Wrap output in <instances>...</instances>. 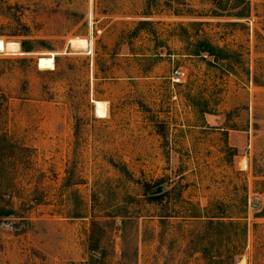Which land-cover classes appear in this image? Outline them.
<instances>
[{"label":"rangeland","instance_id":"rangeland-1","mask_svg":"<svg viewBox=\"0 0 264 264\" xmlns=\"http://www.w3.org/2000/svg\"><path fill=\"white\" fill-rule=\"evenodd\" d=\"M0 40V264H264V0H0Z\"/></svg>","mask_w":264,"mask_h":264},{"label":"trees","instance_id":"trees-1","mask_svg":"<svg viewBox=\"0 0 264 264\" xmlns=\"http://www.w3.org/2000/svg\"><path fill=\"white\" fill-rule=\"evenodd\" d=\"M237 1L239 3H244L245 0H237ZM235 16L237 17V19L243 18V14H236ZM199 45H201V47H202L201 51L208 56H214L217 58V57H220L217 55H221L224 53V50L217 48V47H214L211 44H209L208 42H200ZM20 46H21L24 53L29 54V53L33 52V48L31 47L30 42H22ZM4 103H6V99H5L3 94H0V116H1L2 111L4 109ZM5 140H6L5 136L0 133V141H5ZM144 187L146 189V195H148L147 198H148L149 202L158 203V202H161L163 200L164 194H161L162 192L160 189H157L155 191H153L152 189L148 190L149 186L147 184ZM5 213H6L5 215L9 217V215H11L13 213V210H8ZM0 219H1V216H0ZM208 224L210 226H215V224H216V226H223V227H227V228H231V227L232 228L233 227L239 228V237H240V240L242 241V243H244V240L246 238V225L241 224V223H235L232 221H229L228 223L214 222L213 219L209 220ZM231 261H232V257L229 255L228 258L226 260H224V262H222V263L225 264V262H227L228 264H231Z\"/></svg>","mask_w":264,"mask_h":264},{"label":"bare ground","instance_id":"bare-ground-1","mask_svg":"<svg viewBox=\"0 0 264 264\" xmlns=\"http://www.w3.org/2000/svg\"><path fill=\"white\" fill-rule=\"evenodd\" d=\"M71 48L75 49H85L87 48V42L83 39H74L70 41ZM0 51H5L6 53H17L19 51V45L15 42H3L0 40ZM38 65L45 69L53 68L54 66V60L50 57H42L38 59ZM95 112L96 116L99 119H105L107 118V110L106 105L104 102L101 101H95ZM244 263V262H243Z\"/></svg>","mask_w":264,"mask_h":264},{"label":"built area","instance_id":"built-area-1","mask_svg":"<svg viewBox=\"0 0 264 264\" xmlns=\"http://www.w3.org/2000/svg\"><path fill=\"white\" fill-rule=\"evenodd\" d=\"M181 79V72L180 70H175L173 72V80L180 81Z\"/></svg>","mask_w":264,"mask_h":264}]
</instances>
